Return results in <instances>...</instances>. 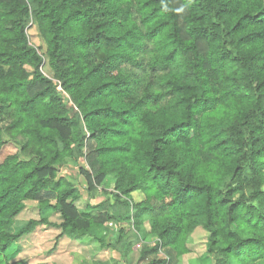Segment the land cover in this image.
<instances>
[{"label": "trees", "instance_id": "obj_1", "mask_svg": "<svg viewBox=\"0 0 264 264\" xmlns=\"http://www.w3.org/2000/svg\"><path fill=\"white\" fill-rule=\"evenodd\" d=\"M40 226L56 256L264 264V0H0V264Z\"/></svg>", "mask_w": 264, "mask_h": 264}, {"label": "rangeland", "instance_id": "obj_2", "mask_svg": "<svg viewBox=\"0 0 264 264\" xmlns=\"http://www.w3.org/2000/svg\"><path fill=\"white\" fill-rule=\"evenodd\" d=\"M30 35V41L38 46L40 45L41 47L44 48V44L41 41V39L37 36L36 31L34 28H30L28 31ZM43 71L47 73V68L43 67ZM61 175H66L77 182H79L81 188L83 189L82 183L83 179L82 177L79 178L78 173H77V168L73 164V162H69L67 166H64L61 168L60 172ZM99 194V193H98ZM83 198L87 199V192L84 191L83 189ZM104 197L101 195H97L96 198L91 200V203H97L100 202ZM82 203V202H81ZM31 217H37V208H36V203L35 202H28L25 210L18 216L17 220L18 222L25 221L28 218ZM53 221H58V216H54L52 218ZM20 224V223H19ZM121 225H125L122 223ZM119 223H115L114 221L108 222V230H109V235L107 236V240L111 237H113L114 231L117 230L119 226ZM203 230L202 228H200ZM59 232L58 229L54 227H45V226H40L38 229H36L34 232H32L27 238L25 237L21 243L22 245V251L19 253L18 258H26L29 260L30 264H62V261H65L68 264H73V256L74 254H79L80 258H83L81 254L85 256V263L89 262V258L91 257L97 250L98 248H94L91 246H84L81 244H78L77 247H74L71 250L70 253L64 254L63 256H56L55 255V250L53 251L52 245L54 243V239L56 238L57 233ZM106 231H103L101 235H106ZM198 240H202L203 236H200V234H196V237ZM151 239H148L147 242H151ZM70 242V241H69ZM72 243V242H71ZM198 245L192 246L191 250L188 254H183L177 264H212V257L210 255H205V256H199L198 249H199V243H196ZM63 246L70 247L67 244H63ZM202 248V247H201ZM204 250V248H203ZM115 255V261H119V264H144L149 261L150 257L146 256L143 254L140 249L134 250L132 253H130L127 257H122L120 253L117 251L113 252ZM9 254L14 255V252L9 251ZM76 257V256H75ZM77 260V258H76ZM79 264H82L81 261Z\"/></svg>", "mask_w": 264, "mask_h": 264}, {"label": "crops", "instance_id": "obj_3", "mask_svg": "<svg viewBox=\"0 0 264 264\" xmlns=\"http://www.w3.org/2000/svg\"><path fill=\"white\" fill-rule=\"evenodd\" d=\"M81 245H84V246H86V244H81ZM78 246V243L77 244H75V247H77ZM87 246H91V247H96V248H98V250L91 256V257H87V258H89V262H92V260H93V258L95 257V256H102V257H104L106 260H115V255H114V251H109V252H107V251H102L101 249H100V247H99V245H97V244H93V243H91V244H88ZM74 250V249H73ZM189 253V252H188ZM188 253H186V254H188ZM82 256H83V258H81V260H82V262H85V256L83 255V254H81ZM200 256V255H199ZM64 264H68L67 262H66V260L65 261H62Z\"/></svg>", "mask_w": 264, "mask_h": 264}]
</instances>
